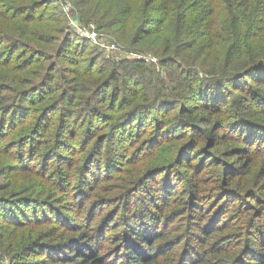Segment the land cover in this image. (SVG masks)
<instances>
[{
	"label": "trees",
	"instance_id": "16d2710c",
	"mask_svg": "<svg viewBox=\"0 0 264 264\" xmlns=\"http://www.w3.org/2000/svg\"><path fill=\"white\" fill-rule=\"evenodd\" d=\"M0 264H264V0H0Z\"/></svg>",
	"mask_w": 264,
	"mask_h": 264
},
{
	"label": "rangeland",
	"instance_id": "374dc122",
	"mask_svg": "<svg viewBox=\"0 0 264 264\" xmlns=\"http://www.w3.org/2000/svg\"><path fill=\"white\" fill-rule=\"evenodd\" d=\"M65 12L67 16V28L69 32L76 33L79 36H82L83 38L91 41V43L97 47L98 51L103 53V56H105L108 59L113 60H123L126 58L130 59H151L153 58L155 61L154 63H158V57L154 56L153 54H149L148 56H143L138 53H132L129 51L127 44L125 45L123 40L117 36L115 33L116 29H100L97 25L94 23H90L88 26L87 24L84 25L83 23H80L78 20V16L73 15V5L71 3L64 4ZM91 38V39H88ZM113 45L115 48L113 49ZM135 54L137 55V58H135ZM139 57V58H138ZM148 62V61H147ZM151 62V61H149ZM164 75V79H166L167 71L161 70Z\"/></svg>",
	"mask_w": 264,
	"mask_h": 264
},
{
	"label": "built area",
	"instance_id": "2783aa9c",
	"mask_svg": "<svg viewBox=\"0 0 264 264\" xmlns=\"http://www.w3.org/2000/svg\"><path fill=\"white\" fill-rule=\"evenodd\" d=\"M88 39H91V38H88ZM112 48L114 49V48H115V46L113 45V47H112ZM137 55H138V54H135V55H134V56H135V58H137ZM138 58H139V57H138ZM139 59H140V58H139ZM145 60H146V61H148V62H149V61H151V62L155 61L153 58H151V59L145 58Z\"/></svg>",
	"mask_w": 264,
	"mask_h": 264
}]
</instances>
